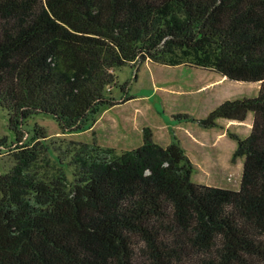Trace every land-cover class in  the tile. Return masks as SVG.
<instances>
[{"label":"trees","instance_id":"16d2710c","mask_svg":"<svg viewBox=\"0 0 264 264\" xmlns=\"http://www.w3.org/2000/svg\"><path fill=\"white\" fill-rule=\"evenodd\" d=\"M180 58L258 86L194 120L253 115L234 138L239 190L195 184L179 143L160 147L148 128L120 156L77 153L72 183L42 181L18 147L0 176V264H264V0H0V108L15 136L39 116L78 133L121 103L117 71Z\"/></svg>","mask_w":264,"mask_h":264},{"label":"rangeland","instance_id":"374dc122","mask_svg":"<svg viewBox=\"0 0 264 264\" xmlns=\"http://www.w3.org/2000/svg\"><path fill=\"white\" fill-rule=\"evenodd\" d=\"M116 76L126 95L122 96L118 87L109 94L121 98V103L103 110L92 124L75 134H64L53 120L39 116L12 135L6 112L0 108V142L4 140L0 145V176L16 167L17 148L21 147L36 153L30 170L42 181L63 174L72 183L77 153L93 146L120 156L140 147L143 130L148 128L160 147L179 143L194 166L195 184L239 190L243 161L232 159L234 138L249 135L252 116L243 124L220 122L214 129H204L194 120L205 119L225 101L255 97L257 85L218 81L206 65L186 58L126 66ZM126 98L131 99L123 102Z\"/></svg>","mask_w":264,"mask_h":264},{"label":"crops","instance_id":"0c3cea01","mask_svg":"<svg viewBox=\"0 0 264 264\" xmlns=\"http://www.w3.org/2000/svg\"><path fill=\"white\" fill-rule=\"evenodd\" d=\"M218 79V81H220V80H226V79H224V78H220V77H218L217 78ZM249 116V115H248ZM248 116H247V118H246V120L248 119ZM250 116H252V118H253V115H251L250 114ZM222 123H237V122H229V121H224V122H222ZM238 124H243V123H238ZM218 126H219V124H218ZM193 168H194V166H193ZM192 177H193V175H192Z\"/></svg>","mask_w":264,"mask_h":264}]
</instances>
